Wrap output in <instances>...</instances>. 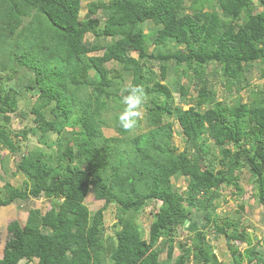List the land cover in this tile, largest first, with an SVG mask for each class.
Masks as SVG:
<instances>
[{
    "label": "trees",
    "instance_id": "obj_1",
    "mask_svg": "<svg viewBox=\"0 0 264 264\" xmlns=\"http://www.w3.org/2000/svg\"><path fill=\"white\" fill-rule=\"evenodd\" d=\"M82 4L0 0V147L18 157L28 183L23 190L4 183L0 207L41 196L50 203L43 214L29 209L23 225H7L0 264H221L212 244L219 237L230 264H264L239 218L217 213L224 188L239 197L243 171L264 211V82L247 81L252 67L264 81V0H89L81 18ZM210 67L236 94L231 106L217 101ZM123 75L146 93L141 133L117 125L122 95L112 80ZM244 88L252 96L243 103ZM21 100L33 116L19 134L22 148L5 128L8 115H26ZM106 115L115 137L101 132ZM172 121L194 151L175 152ZM52 135V153L27 146ZM90 192L104 203L92 216L84 205ZM150 200L159 205L145 240L134 220ZM111 204L120 229L105 238L102 211ZM178 227L194 234L191 245L174 240ZM235 242L246 245L243 254Z\"/></svg>",
    "mask_w": 264,
    "mask_h": 264
},
{
    "label": "rangeland",
    "instance_id": "obj_2",
    "mask_svg": "<svg viewBox=\"0 0 264 264\" xmlns=\"http://www.w3.org/2000/svg\"><path fill=\"white\" fill-rule=\"evenodd\" d=\"M89 0H83V8L81 10V13L79 17H85L86 11L84 10L85 3ZM256 2L257 0H253ZM262 10V7L260 6L257 11ZM150 25L146 24L144 26V31L148 32L150 30ZM88 41H93V38L90 35H87ZM100 45H104V41L101 40L99 42ZM148 46V50H152V46ZM128 52V51H127ZM101 54L100 52L94 53L95 55ZM134 58L136 57V54L133 52L129 53ZM93 55V54H90ZM107 69L112 70L113 66L110 64L104 65ZM214 70V67H210L208 69V75L209 79H211V82L214 84L213 88L217 92V101L231 106L233 104V101L236 99V94L234 91L227 92L226 88L219 84L218 79L213 75L210 74ZM154 75L156 78H158V68H153ZM6 76L5 74L0 73V77ZM88 78L91 80L94 77L93 71L88 72ZM247 81L252 86H259L264 81L259 80L258 78V70L257 68L252 67L249 74L247 75ZM129 83V77L127 75H123V78H113L112 84L115 89L120 90V95H124L123 89L125 86ZM188 83L186 77H182L181 85L186 86ZM28 95L33 96V93H27ZM239 96L241 97L242 102H248L250 97L252 96L251 89H243ZM173 98L176 102L178 100L181 104H178L182 106L184 109H186L189 105L182 102V98L178 97V93H173ZM32 101V100H31ZM19 110H22L23 113H25V116H16L14 114L8 115L10 118L8 120V123L5 125L6 130L9 132L10 137L14 142L17 143L18 146L22 148L23 143H20L21 135H19L23 130L31 128L33 126V116L29 114V108L30 105H27V102L25 100H21L18 104ZM202 109V108H201ZM107 120V124H109V127H101V132L105 137H115L116 132L112 126V121L110 116L104 117ZM143 118V116H142ZM0 122L2 123V119H0ZM172 128L175 132L172 138V144L174 146V150L176 153L181 152L184 149H188L189 151H194L196 146H193L189 143H187L183 138L179 136L181 133V130L177 124L176 121H172ZM147 129L146 125L142 122L139 127L136 128L133 134L141 133ZM56 138V135H52L49 138H45L43 141H37L34 142L32 139L28 140L27 146L28 148L40 152H46V153H52L55 150V144L54 140ZM203 141L207 143H212L210 140L203 139ZM211 156H208L210 158ZM0 161L4 163L5 171L3 172L0 169V190L3 188L4 183H9L11 186L18 188L20 190H23L26 188L28 183L25 181V178L23 175L18 173L16 171V163L18 162V157L11 154L8 150L5 148L0 147ZM201 162L204 165H207L209 161L204 160V158L201 160ZM214 168L218 169L220 166L216 163V160H214ZM240 180H236L237 184L241 187L242 192L238 195L239 197H235L231 195L229 188H224L221 191V194L224 198L223 201H220L219 207L217 209V213L222 216H227L229 218L237 219L239 218V222H241V227L246 229L250 240L253 244L257 245L256 249L258 252L263 254L264 258V211L262 209V206L258 204V202L255 199V193L256 189L253 186V183L251 182V178L249 176V173L246 171H243L241 174ZM173 180V179H172ZM173 183L177 184V182L173 180ZM180 183H182L180 181ZM179 183V185H181ZM178 185V187H179ZM185 186V185H183ZM182 186V187H183ZM184 188V187H183ZM4 198V196L2 195ZM238 201H241L243 204V212H240L238 210ZM84 205L86 206L90 216H92L95 212L102 209L104 206V203L102 200H97L94 198L93 193H89L84 201ZM159 205L158 202L155 201H148L146 206H144L138 214L135 216V224L138 226V228L141 230L143 239L147 240L148 238V232H149V226L154 220V213L156 207ZM38 209L42 214L46 212L50 208V203L48 200L44 199L42 196L37 199H29L25 202L21 201H15L14 203L5 206L0 207V256L2 254V250L4 247V243L6 240V227L7 225L12 221H17L21 225L25 223L26 217L28 215L29 209ZM103 213V223H104V237L113 235L114 231L119 230L120 226L116 225L117 222V216L115 214V207L114 205H109L106 209L102 211ZM174 240H182L184 241V245H191L192 240L190 239L191 236L193 237L194 234H192L190 237L181 229V227H178L176 229V232L174 233ZM212 237L210 235L207 236V240L211 242ZM161 240H159L160 242ZM259 243H258V242ZM212 244L215 248V255L217 256L218 260L221 264H230L232 261L231 255L228 251V248L226 247L225 240L222 237H219L217 239L212 240ZM233 246H237L238 251L240 254H243L244 249L246 248L245 244H239V242L233 243ZM165 252L161 253L159 255V261H162L166 258ZM175 255H177V252L175 251ZM243 262H246V258L243 259ZM189 264H192L191 262ZM254 264V261L253 263Z\"/></svg>",
    "mask_w": 264,
    "mask_h": 264
},
{
    "label": "clouds",
    "instance_id": "obj_3",
    "mask_svg": "<svg viewBox=\"0 0 264 264\" xmlns=\"http://www.w3.org/2000/svg\"><path fill=\"white\" fill-rule=\"evenodd\" d=\"M123 92L120 103L122 108L117 117L118 127L125 133H132L145 113L147 97L142 85L129 82Z\"/></svg>",
    "mask_w": 264,
    "mask_h": 264
}]
</instances>
